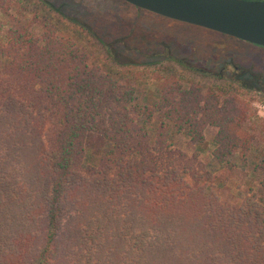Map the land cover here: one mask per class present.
Returning <instances> with one entry per match:
<instances>
[{
    "label": "trees",
    "instance_id": "trees-1",
    "mask_svg": "<svg viewBox=\"0 0 264 264\" xmlns=\"http://www.w3.org/2000/svg\"><path fill=\"white\" fill-rule=\"evenodd\" d=\"M17 29L0 37V264H264V178L225 203L167 140L171 121L198 157L218 124L215 159H244L229 102L179 88L140 105L72 41Z\"/></svg>",
    "mask_w": 264,
    "mask_h": 264
},
{
    "label": "rangeland",
    "instance_id": "rangeland-1",
    "mask_svg": "<svg viewBox=\"0 0 264 264\" xmlns=\"http://www.w3.org/2000/svg\"><path fill=\"white\" fill-rule=\"evenodd\" d=\"M17 28L37 37L47 29L72 41L90 66L112 75L125 89L133 86L140 105H152L168 91L178 97L179 88L229 102L225 114L237 117L249 153L218 163L214 140L224 130L209 123L202 129L203 150L195 157L197 145L169 121L167 140L182 155L175 157L177 167L205 164L219 176L209 193L216 192L225 203L238 205L261 187L264 172L257 166L264 163V47L123 0H8V11H0V37Z\"/></svg>",
    "mask_w": 264,
    "mask_h": 264
},
{
    "label": "water",
    "instance_id": "water-1",
    "mask_svg": "<svg viewBox=\"0 0 264 264\" xmlns=\"http://www.w3.org/2000/svg\"><path fill=\"white\" fill-rule=\"evenodd\" d=\"M149 12L264 47V0H123Z\"/></svg>",
    "mask_w": 264,
    "mask_h": 264
}]
</instances>
